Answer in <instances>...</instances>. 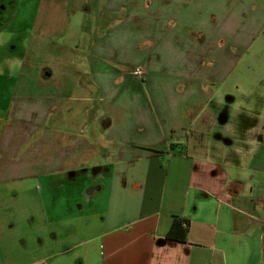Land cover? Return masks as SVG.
Instances as JSON below:
<instances>
[{"label": "crops", "instance_id": "1", "mask_svg": "<svg viewBox=\"0 0 264 264\" xmlns=\"http://www.w3.org/2000/svg\"><path fill=\"white\" fill-rule=\"evenodd\" d=\"M18 34L0 199L69 190L39 211L53 241L38 256H13L29 239L0 220V264H264V125L236 129L222 101L237 72H264V0H39ZM79 181L80 229L64 219Z\"/></svg>", "mask_w": 264, "mask_h": 264}, {"label": "rangeland", "instance_id": "2", "mask_svg": "<svg viewBox=\"0 0 264 264\" xmlns=\"http://www.w3.org/2000/svg\"><path fill=\"white\" fill-rule=\"evenodd\" d=\"M38 2L39 0H0V45H4V47L0 48V57L2 58L0 59V80L1 76L5 75L6 71L11 68V74L14 75L15 81L19 63H14L11 67L6 66L5 62H3V59L9 56V51L6 47L15 40H19L21 43H24L26 36H24V34L23 36L18 34V31L31 25L36 13ZM3 8H5V10ZM73 16L74 24L77 23V20H82L81 7H78L74 11ZM18 56L21 57V55ZM255 71L256 73L249 72L247 74L245 72H237L236 76H238V88H236L237 86L235 87L232 85L231 87H228L231 84L229 82V85H227L222 91L223 104L229 106L226 108V111L233 118L231 124H233L238 130H246L250 127L261 124L264 125V89H248L246 84L244 87L245 80L249 76L252 77L261 75L264 78V72L260 73L258 70ZM250 92H252L253 97H256V99L252 100V105L246 104L249 102L247 101V98H245L250 94ZM230 95L235 97L237 101L225 103L226 99L229 98ZM247 108L252 109L251 114L248 113ZM258 113L263 114V121L259 120ZM38 188L39 186L37 185L30 186L29 192L24 194L22 199L18 201H3L0 199V220L3 226L8 231H12V229L13 231H16L18 226H21L22 229H20V233L25 236L24 238L29 239L25 240V242L21 241V244L14 243V241L10 244L9 252L13 256L20 254H26L30 258L38 256V248L46 243L51 244L53 241V233L43 230L46 224L44 222V218L41 216L42 212L39 211L51 207L49 201V197H51V195H59V191L61 194L68 193L69 188L65 190L55 188L54 191L50 193L44 190L39 191ZM83 191H85V185H83L82 181H79V184L76 186V191H74L76 198L73 202L77 218L74 217V215L64 217L68 223L69 220L70 223L72 222L71 224L75 223L78 229L82 228L85 224L87 218L85 211L90 207L85 199L81 197V193ZM17 211L23 212L20 217L17 215ZM39 228H42L43 232L40 235H33V232H39Z\"/></svg>", "mask_w": 264, "mask_h": 264}, {"label": "built area", "instance_id": "3", "mask_svg": "<svg viewBox=\"0 0 264 264\" xmlns=\"http://www.w3.org/2000/svg\"><path fill=\"white\" fill-rule=\"evenodd\" d=\"M133 74L135 76L140 77V76H143L144 73H143V71L141 69H137Z\"/></svg>", "mask_w": 264, "mask_h": 264}]
</instances>
